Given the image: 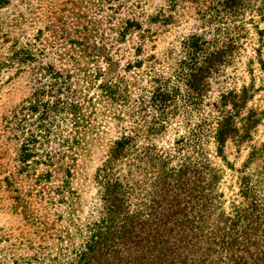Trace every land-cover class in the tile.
<instances>
[{"label": "rangeland", "instance_id": "1", "mask_svg": "<svg viewBox=\"0 0 264 264\" xmlns=\"http://www.w3.org/2000/svg\"><path fill=\"white\" fill-rule=\"evenodd\" d=\"M223 0H5L0 6V227L17 239H36L37 225L44 226L48 245L65 228L58 212V198H53L51 183L59 181L46 175L50 156L58 169L63 168L62 149L72 147L75 160L74 189L81 207V219L91 217L96 206L98 168L118 136L128 129L132 134L144 131L145 122L139 100L147 95V73L163 74L165 80L174 72L180 58L178 40L190 33H209L210 40L221 44L238 37L235 60L208 79L205 96L208 111L221 103L227 93L238 94L255 82L263 84L264 73L257 62L264 59V0H242L226 8ZM259 32H263L260 35ZM140 54V55H136ZM140 69L131 68L136 58L146 59ZM154 63V70L149 65ZM147 81H141L142 75ZM171 77L169 84L176 85ZM108 82L119 90L118 101L102 96L100 85ZM69 87V88H68ZM119 87V88H118ZM44 100L69 99L78 107V117L66 112L54 114L56 133L39 145L38 155L26 165L20 163L28 130L36 118L46 114L28 112L30 102L42 89ZM151 95V94H150ZM43 97V96H42ZM61 105V104H60ZM247 108L264 111V90L256 93ZM29 113V114H28ZM141 113V116H139ZM119 117V118H118ZM52 120V119H51ZM78 122V123H77ZM166 139L173 143L176 132H184L175 122ZM251 144L264 142V116ZM70 132H77L67 140ZM140 137V135H139ZM27 144V143H26ZM252 146L241 150L232 142L226 148L229 169L221 158L215 164L225 170L224 190L228 198H239V169L247 161ZM55 153L57 157H55ZM67 159V158H66ZM34 161H38L36 165ZM247 170H254V165ZM59 178V179H58ZM60 208V209H59ZM37 224L31 222L33 217ZM49 235V236H48Z\"/></svg>", "mask_w": 264, "mask_h": 264}, {"label": "trees", "instance_id": "2", "mask_svg": "<svg viewBox=\"0 0 264 264\" xmlns=\"http://www.w3.org/2000/svg\"><path fill=\"white\" fill-rule=\"evenodd\" d=\"M222 3L232 8L238 0ZM208 33L193 32L178 40L180 58L169 80L156 71L147 73L148 81L142 75L148 97L140 98L139 108L143 118L150 114L145 122L147 136L143 139L144 131L132 134L126 129L114 140L95 176L97 201L91 217L78 216L81 203L72 181L75 160L70 156L74 149L64 148L63 168L58 169L50 156L46 175L38 177L39 181L57 178L62 171V178L49 188L64 209L57 214L65 228L48 245L43 222L37 225L36 239L24 234L20 241L15 235L12 241L0 227V264H264V142L251 144L264 111L247 108L255 91L264 90V80L258 87L255 82L244 87L239 95H223L215 110L208 111V79L235 60L239 47L238 37L221 44L210 40ZM261 55L260 51L257 62L264 73ZM152 57L136 58L130 67L140 69ZM149 68L154 70V63ZM172 76L176 85L171 86ZM99 87L103 97L119 100L116 84ZM50 90L42 89L30 102L29 113L46 114L49 119L34 120L25 145H33L35 151L23 147L19 165L38 155L39 145L56 133L54 114L67 110L72 119L78 117V107L69 99L60 105L52 96L48 105L44 93ZM179 121L184 132H176L173 143L156 142L166 139L169 127ZM76 135L70 132L67 140ZM231 142L239 150L245 145L252 148L239 169V198H232L227 206L225 170L214 159L221 158L236 170L226 158ZM252 165L254 170H247ZM36 220L33 217L31 222Z\"/></svg>", "mask_w": 264, "mask_h": 264}]
</instances>
